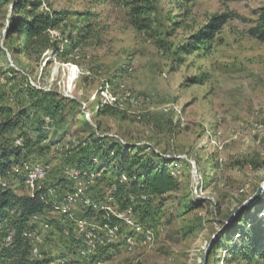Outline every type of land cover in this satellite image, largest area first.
Here are the masks:
<instances>
[{
  "label": "rangeland",
  "instance_id": "obj_1",
  "mask_svg": "<svg viewBox=\"0 0 264 264\" xmlns=\"http://www.w3.org/2000/svg\"><path fill=\"white\" fill-rule=\"evenodd\" d=\"M41 2V10L66 15L59 29L50 32L59 41V54L53 49L32 58L14 53L16 37H7L6 31L15 15L7 7L0 15V123H20L0 131V151L9 150L17 132H23L27 147L19 158L50 163L48 183L71 188L62 153L35 135L47 102H40L41 95L33 98L26 83L53 93L61 108L54 113L56 124L48 140H61L67 132L62 143L66 148L95 134H117L138 146L135 152L144 162L155 152L170 160V173L176 171L172 176L179 189L153 196L142 207L143 217L142 209L135 216L155 230L154 244L131 251L122 240L101 249L100 264H203L210 244L208 264H249L236 230L264 232V193L229 233L216 234L264 181V40L252 33L264 25V0H159L150 32L133 27L124 0ZM222 13L230 19L212 46L181 54L190 37ZM73 24L81 28L80 39ZM71 32L74 43L68 47L65 38ZM111 96L117 102L108 103ZM104 143L111 145L112 140ZM111 173L93 188L95 199H103ZM13 188L26 191L20 183ZM77 214L96 223L103 220L101 213L81 207ZM50 216L57 228L65 227L62 216ZM68 228L73 233L68 248L50 239L42 247L45 255L54 260L60 251L68 264H96L78 255L79 235L73 226ZM121 232L131 230L122 225ZM251 264H264V252Z\"/></svg>",
  "mask_w": 264,
  "mask_h": 264
},
{
  "label": "trees",
  "instance_id": "obj_2",
  "mask_svg": "<svg viewBox=\"0 0 264 264\" xmlns=\"http://www.w3.org/2000/svg\"><path fill=\"white\" fill-rule=\"evenodd\" d=\"M158 1L159 0H124L125 5L129 7L131 23L135 29L138 31L150 32L155 27L159 10ZM177 1L191 3L195 0ZM41 6V0H0V15L4 13L5 7H7V9L10 8L12 14L15 15L14 18L9 20V26L6 31L7 37L13 35L16 37L18 44L13 48L14 53L23 54L28 58L39 56L48 49H53L56 50L58 54L60 53L59 41L54 39L50 32L59 29L66 20V15L61 11L41 10ZM229 19L230 15L227 13L213 15L205 25L190 37L189 42L180 50L181 54H191L195 51L207 50L210 48L217 34L222 30ZM261 19L264 20V6L261 8ZM74 26L76 27L77 25L73 24V27ZM79 28L80 27L77 26L75 29L78 30L76 32V38L78 37L80 39L82 34L79 32L81 29ZM71 31L73 32L74 29ZM72 32L65 38L68 47L73 46L72 44L74 43V38L71 35ZM252 33L264 40V25L255 27ZM66 48H63L62 52ZM10 70L13 71L12 74L17 73L14 68H10ZM26 87H28V91H31L33 98H37V96L41 95L43 98L40 102H47L44 104L40 113L37 128L39 132L35 135H40L41 144H45L50 149H53L63 143V138L68 134L67 132H63L61 140H48V136L55 128L56 122L54 113L60 110V101L53 97L55 95L53 93H44L42 90L30 86L28 83H26ZM104 107H108L107 104H105ZM97 111L99 113L102 111V108L99 107ZM45 117H50L52 119V124L49 128L45 127ZM19 126L20 123L18 119H11L10 121L0 123V131L18 128ZM17 137L22 138V146H17L15 144V139ZM93 137L94 138H91L89 136V138L80 139L77 145L73 144L66 150H58L62 153V159L65 160L62 170L67 164H72L82 169L93 170L100 173L98 182L107 172L109 173L112 171L110 175V185L115 181L116 176L121 174L126 175L127 181L118 186V192L116 193L117 200L120 203L119 209H124L131 204L129 198L130 194L139 195L145 193L148 196L147 200H138L135 204L134 210L137 214L143 206L149 203L153 196H164L165 194L179 189V182L172 176V173L168 171L170 160L166 157L153 152L151 156L156 159L152 158L150 161L144 162L140 152H135L138 148L136 144H130L125 140H118L108 135L100 136L95 134ZM105 139H111V145L105 144ZM12 144L9 150L0 151V172L3 175L7 174L14 163L23 160H35L32 158H19L21 152L27 147V140L23 132H17V135L13 138ZM32 146L35 148L36 144L32 143ZM132 148L134 149L130 150ZM133 152L135 153L131 155ZM74 155H77L76 159L72 160ZM94 158H96L97 161H94ZM110 169L111 171H107ZM49 175L43 187L36 192L34 197L29 194L23 181L13 182L6 188L0 186V264H46L51 260V257L45 255L42 248L41 252L43 258L37 259L32 256V242L31 239L24 236L26 231L42 234L44 244L50 239H54V242L60 244L62 249L68 248L70 245L68 240L72 237L73 233H71V228H68V226L72 225L62 216L63 222L65 223L63 225L65 227L57 228V223H55L54 219L50 216V214L56 212L49 207L45 199L48 198L46 197V192L49 187H54L58 194H63L71 190L73 184L69 180L71 182V188L65 190L63 185L58 183V181L52 184L48 183ZM19 183L25 187L26 191H18V189L13 188L14 184ZM42 196L44 197L43 199ZM262 199H264V196H262ZM248 210L249 209L246 208L243 212L238 214L233 224L227 227L225 233H229L238 221H242L243 217H247ZM143 211L142 209L139 212L141 216L143 215ZM144 213L149 214V211ZM34 216H38V218L35 219ZM46 225H48L47 229L45 227ZM144 226L152 228L149 225ZM73 228L74 231H76L74 226ZM236 231H238L237 235L240 238L239 243L245 244V246L242 245L244 247L243 257L251 264L260 257L262 252H264V232H260V235H256L251 232V230L238 229ZM10 235L11 240H8ZM78 249L79 244L77 253ZM100 253L101 252L90 258L83 259H95L97 262H102L98 260V255ZM59 258H65L66 263H69L65 253L58 251L57 257L54 259Z\"/></svg>",
  "mask_w": 264,
  "mask_h": 264
},
{
  "label": "built area",
  "instance_id": "obj_3",
  "mask_svg": "<svg viewBox=\"0 0 264 264\" xmlns=\"http://www.w3.org/2000/svg\"><path fill=\"white\" fill-rule=\"evenodd\" d=\"M114 101L117 102L116 98L111 96L108 103L113 104ZM131 101L132 103L136 102L135 98H131ZM44 122L45 127L49 128L52 124V119L45 117ZM108 136L122 140L117 134H109ZM73 143L77 145L79 140H74ZM15 144L22 146V138L17 137ZM55 148L64 150L65 147L61 143ZM68 148L69 146L67 145L65 150ZM94 161H97V159L94 158ZM51 169L52 165L50 163L38 160H23L14 163L7 174L3 175L0 172V186L6 188L13 182L23 181L29 194L34 197L36 192L43 187ZM63 172L65 177L72 182V189L63 194H58L56 188L49 187L46 192V197L48 198L45 200L54 212L63 216L68 223L75 227L80 239L79 256L82 258H90L101 252V249L121 242L122 240L124 246L131 251L136 250L139 246L142 248H150L154 244L156 238L155 230L140 224L135 217L134 206L138 200L145 201L148 199L145 193L139 195L130 194L131 204L124 209L117 208L118 200L116 193L118 192V186L127 181L126 175L121 174L116 176L115 181L105 192L103 199L97 200L92 195V189L97 185L98 177L100 176L99 172L82 169L72 164L65 165ZM175 173L176 171L172 172L173 175ZM79 207L101 213L103 220L100 223H96L89 220L86 216L78 215L77 209ZM34 218L37 219L38 216H34ZM122 225L130 228L131 232L122 235ZM45 227L47 229L48 225ZM24 236L31 239L32 256L37 259L43 258L41 248L44 244V239L42 234L26 231ZM8 240H11V235L8 237ZM100 263L98 261L96 264ZM46 264L67 263L65 258H59L49 260Z\"/></svg>",
  "mask_w": 264,
  "mask_h": 264
},
{
  "label": "water",
  "instance_id": "obj_4",
  "mask_svg": "<svg viewBox=\"0 0 264 264\" xmlns=\"http://www.w3.org/2000/svg\"><path fill=\"white\" fill-rule=\"evenodd\" d=\"M263 193H264V181L260 184L257 190L251 196H249L246 200H244L240 204V206L231 214L229 219L224 224L223 228L216 235H219L220 232L226 230L227 227L230 225V223L234 221L235 217L238 216V214L243 212L246 208L253 207L254 205H256L259 202V199L261 198ZM213 239H215V237ZM210 247H211V244L205 252L203 264H208V259L210 255V249H211Z\"/></svg>",
  "mask_w": 264,
  "mask_h": 264
}]
</instances>
